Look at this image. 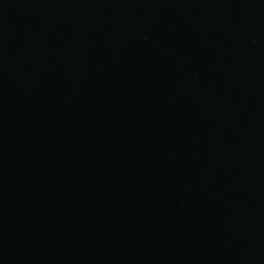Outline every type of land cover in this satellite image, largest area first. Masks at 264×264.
Returning a JSON list of instances; mask_svg holds the SVG:
<instances>
[{
  "label": "water",
  "instance_id": "water-1",
  "mask_svg": "<svg viewBox=\"0 0 264 264\" xmlns=\"http://www.w3.org/2000/svg\"><path fill=\"white\" fill-rule=\"evenodd\" d=\"M0 264H264V0H0Z\"/></svg>",
  "mask_w": 264,
  "mask_h": 264
}]
</instances>
